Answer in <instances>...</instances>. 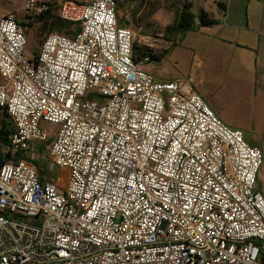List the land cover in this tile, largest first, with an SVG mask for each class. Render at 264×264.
Wrapping results in <instances>:
<instances>
[{"label":"built area","instance_id":"2783aa9c","mask_svg":"<svg viewBox=\"0 0 264 264\" xmlns=\"http://www.w3.org/2000/svg\"><path fill=\"white\" fill-rule=\"evenodd\" d=\"M49 8L26 0L25 16ZM59 16L79 31L31 60L29 28L0 17L10 149L44 146L55 175L0 166V264H264L263 150L189 85L141 68L117 0H65Z\"/></svg>","mask_w":264,"mask_h":264},{"label":"crops","instance_id":"0c3cea01","mask_svg":"<svg viewBox=\"0 0 264 264\" xmlns=\"http://www.w3.org/2000/svg\"><path fill=\"white\" fill-rule=\"evenodd\" d=\"M43 1L52 3L48 0ZM161 1V5L159 3L156 7H152L150 0H117V15L122 26L131 30L132 28L139 30L147 28V58L149 61L140 63L141 68L158 80H174V77H168L170 70L163 66V62L170 57L173 50L185 46L184 48L190 53V75L187 76L192 81V83L187 82L185 84L198 92L208 106L214 108L216 115L220 116L222 113L219 111L218 98H220L221 77L226 75L234 60H238L240 75H245L251 82L256 83L258 81V57L261 49L259 37L262 35L261 31L264 30V20L252 30L249 29L250 21L248 20L246 28H243L239 22L233 20L235 9L231 5V0H174L170 3ZM184 3L191 4V11L194 15L206 13L217 23L206 26L202 25L196 18L193 30L185 34L182 39L174 36L173 33H169L167 28L174 23L175 12L180 10ZM8 14L11 12L5 15ZM158 28L163 31L161 32ZM33 30L34 25L29 29L28 42L33 41L35 43L34 52L36 55L40 49V47L37 48L39 38ZM134 35L136 37L135 33ZM240 36L245 43L235 41ZM179 61L180 59H177L176 64ZM235 68L236 66H233L234 70ZM205 70L209 77L206 80L203 78ZM0 84H2L1 77ZM223 122L226 121L223 119ZM234 129L240 130L236 127ZM30 152L31 149L28 153ZM42 177L44 180H50L55 175L53 174L50 178L43 175ZM257 188L263 194L264 190L261 191L260 187Z\"/></svg>","mask_w":264,"mask_h":264},{"label":"rangeland","instance_id":"374dc122","mask_svg":"<svg viewBox=\"0 0 264 264\" xmlns=\"http://www.w3.org/2000/svg\"><path fill=\"white\" fill-rule=\"evenodd\" d=\"M55 3V8L52 11L53 16L58 14V7L65 0H48ZM77 2H86L88 0H74ZM174 0H164L170 3ZM151 6L156 7L157 4H162L161 0H150ZM26 0H0V16L13 13L19 22L26 20L25 18ZM231 5L235 9L233 11V20L239 22L243 28H246L247 21H250L249 29H255L264 20V0H231ZM58 9V11H57ZM118 16V15H117ZM119 20V19H118ZM33 32L37 35L39 48L40 44L48 34V26L43 22L34 21ZM161 32V28H158ZM132 28V32L136 34L135 45L139 47H147V28ZM138 31V32H137ZM259 39L261 42L259 61L258 81L251 82L245 75H240V69L237 65L238 60H234L226 75L221 77L220 83V98L218 116L222 121H226L229 128H239L245 137L248 145L254 147L259 146L264 152V30L261 31ZM181 38L180 36H177ZM182 39V38H181ZM235 40L237 43H245L241 36ZM185 47V46H184ZM175 49L171 52L170 57L163 62V66L167 67L170 72L168 77H174V81L183 83H192L190 77L189 57L190 53L184 48ZM35 43L27 42L25 47V56L27 59H33L35 52ZM136 54V51H135ZM137 58V55H136ZM179 60L176 64V60ZM233 66H236L235 70ZM206 70L203 72L204 80L208 79ZM172 81V80H171ZM207 103V102H206ZM215 113L214 108L210 107ZM216 114V113H215ZM1 125V124H0ZM42 126L50 131L51 135H55L58 131V125L44 122ZM31 152L27 155L31 156L33 165L39 172L50 178L54 172L51 171V159L46 151V148L41 145H31ZM257 186L261 191L264 190V165L260 170L257 178ZM264 194V192H263Z\"/></svg>","mask_w":264,"mask_h":264},{"label":"trees","instance_id":"16d2710c","mask_svg":"<svg viewBox=\"0 0 264 264\" xmlns=\"http://www.w3.org/2000/svg\"><path fill=\"white\" fill-rule=\"evenodd\" d=\"M55 5V3H50V8L45 14L34 18L25 16L26 20L19 23L30 29V27H32L34 24V21L43 22L44 25L48 26L49 29L46 37L52 33H59L68 37H72L76 32L79 31L80 26L78 24L76 25L62 20L59 16V7L57 9L58 14L52 17L51 15H53L52 11L54 10ZM191 9L192 6L190 3H184L183 7L175 12V21L167 28V31L169 33H173L174 36H180L182 38L185 36V34L193 30L196 18H198L202 25L206 26L217 23L216 20L208 17L206 13H201L198 16L194 15ZM134 49L137 55V62H140L145 56H147V47L138 48V46L134 44ZM0 118V166L9 161H16L19 159H25L32 163V159L29 155H27L29 154L28 151H11L10 135L13 131L12 122L4 109H0Z\"/></svg>","mask_w":264,"mask_h":264},{"label":"bare ground","instance_id":"6f19581e","mask_svg":"<svg viewBox=\"0 0 264 264\" xmlns=\"http://www.w3.org/2000/svg\"><path fill=\"white\" fill-rule=\"evenodd\" d=\"M74 1V0H73ZM77 2V1H76ZM50 5V3H48ZM61 6V5H60ZM60 6H59V9H60ZM128 28V27H127Z\"/></svg>","mask_w":264,"mask_h":264}]
</instances>
